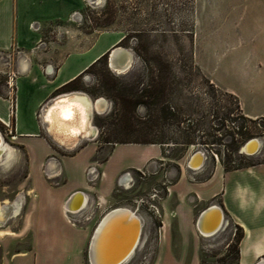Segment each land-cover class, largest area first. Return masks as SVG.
Wrapping results in <instances>:
<instances>
[{"label": "rangeland", "instance_id": "1", "mask_svg": "<svg viewBox=\"0 0 264 264\" xmlns=\"http://www.w3.org/2000/svg\"><path fill=\"white\" fill-rule=\"evenodd\" d=\"M38 31L33 49H0V97L9 100V117L0 120V141L8 147L0 156V203L14 207L0 222V230L12 232L0 236V264H90L92 234L112 208L130 209L142 224L139 242L122 264H236L240 230L224 219L222 228L202 236L196 219L208 203H198L189 183L206 180L216 165L264 163V120L246 114L264 116V0H81L67 19L43 23ZM117 45L132 53L126 71L101 61L81 72L74 89H55L31 117L27 99L38 91L19 73L28 68L20 69L21 59L43 71L48 58L67 57L63 76ZM104 78L115 82L119 95L102 92ZM160 86L159 99L149 104L147 94ZM68 93L86 102L90 134L63 142L42 114ZM15 99L21 123L32 126L33 119L51 146L31 172L15 137ZM109 132L114 141L103 142ZM144 133L168 143L115 142ZM250 138L260 147L248 155L242 146ZM32 145L42 146L36 140ZM193 152L204 157L197 170L187 162ZM124 174L128 186L120 182ZM70 189L88 197L75 213L63 208Z\"/></svg>", "mask_w": 264, "mask_h": 264}, {"label": "crops", "instance_id": "2", "mask_svg": "<svg viewBox=\"0 0 264 264\" xmlns=\"http://www.w3.org/2000/svg\"><path fill=\"white\" fill-rule=\"evenodd\" d=\"M80 4L81 0H0V49L12 47L24 51L33 49L40 41L41 31L38 30L43 23L67 19L73 11L79 8ZM35 23L39 28L33 29ZM103 52H98L63 76L62 65L67 57L61 61H57L56 58H48L44 61L43 71L35 69L25 58L28 61V68L19 73L28 79V85L32 89L38 91L36 98L27 99L26 106L31 117L34 109L55 89L80 74ZM17 69L19 71V63ZM8 110L9 100L0 97L1 121L5 122L8 119ZM15 113V137L22 140L29 157L31 172V166L48 154L51 146L46 138L40 135L33 119L32 126L21 123L20 108L16 99ZM246 114L250 118L260 117L264 120V116L261 114L250 112ZM34 140L41 142L43 147L33 148ZM119 145L113 148L111 154ZM148 158L150 156L144 157L141 163L135 166L142 165ZM235 173L243 175L244 179L232 181L230 175ZM214 178H216L215 185H213L214 182L211 183ZM189 188L198 203L219 206L224 219H227L229 224L234 227L242 229V237L238 244L237 264H264V163L260 162L227 172L221 165H216L209 178L202 182H190ZM73 192L75 191L70 189L67 196L69 197ZM99 197L104 198L105 196L99 194ZM54 257L61 258L62 256L55 255Z\"/></svg>", "mask_w": 264, "mask_h": 264}, {"label": "bare ground", "instance_id": "3", "mask_svg": "<svg viewBox=\"0 0 264 264\" xmlns=\"http://www.w3.org/2000/svg\"><path fill=\"white\" fill-rule=\"evenodd\" d=\"M117 50L122 52L125 48L119 46ZM129 57V60L131 61L132 55ZM27 66V61L21 59L20 69L24 70ZM112 68L114 69L115 67ZM78 94L68 93L58 96L45 108V111L42 114V120L46 123V126L48 127L47 129L56 132L57 136L60 137V141L64 142L73 140L82 134V136H87L88 133L90 134L88 129L89 121L87 105L84 100L78 97ZM1 142L2 141H0V156L3 154L4 150L6 151L8 148ZM149 146L153 145L149 144ZM259 147L260 141L257 138H250L243 144L242 152L248 155L253 154L259 149ZM10 155H12V151H9L8 156ZM191 159H193L192 162ZM203 159L204 157L201 152L197 155L196 152H193L187 159L189 168L191 170L199 169L203 163ZM7 163L8 161L5 164ZM128 180V175L124 174L121 177L120 182L125 186H128ZM74 193L76 194L74 196L70 195L71 197L69 196L63 206L67 213L80 211L87 203L88 197L83 191H75ZM3 203L4 204L0 203V222L6 220L14 211V207L7 206V202ZM213 205L214 206L211 207H214V210L209 213L205 224L203 223V217H199L198 219L199 223L197 226L202 236L207 237L212 235L225 224L224 217L221 213L222 210L220 211L219 206L215 204ZM109 215H113L112 218L114 220L112 223H110L111 220L108 218ZM132 219H134V224L132 223L133 225H130ZM141 227L142 224L140 218L130 209L115 208L114 210L112 209V211L107 212L106 216L100 221L93 233L89 254L90 264H122L127 261L139 242ZM131 229L134 232L132 239L122 241L123 236L127 235ZM5 234H12V232L0 230V236H4ZM128 237L129 236L126 238L128 239Z\"/></svg>", "mask_w": 264, "mask_h": 264}, {"label": "trees", "instance_id": "4", "mask_svg": "<svg viewBox=\"0 0 264 264\" xmlns=\"http://www.w3.org/2000/svg\"><path fill=\"white\" fill-rule=\"evenodd\" d=\"M106 54L107 53H104L101 56H99L98 58H96L89 66H87V68L85 70H89V69L94 68L96 66V64H98L101 61H106L107 60ZM80 74H78L74 78L70 79L69 81L65 82L64 84H62L61 86H59L56 90L67 91V90L74 89V83H76L77 81H79ZM160 85H162V83H160ZM162 90H163V86H160L155 91L152 90V91H150L147 94V96H149L150 98H152L149 104H155L156 103V100H158L159 97H160V93L163 92ZM102 92L104 94H107V95H110V96H112V95L113 96L114 95L115 96L116 95H119L118 92H117V90H116V87H115V82H113V81H111L109 79H106V78L103 79ZM121 114H123V117L124 116H127L124 111ZM167 114H168V112H166V110L164 108H162L161 109V112H160V116L161 117H166ZM125 118L128 121L131 120L130 119V116L125 117ZM261 119L263 120V118H261ZM145 123H146V121H145ZM129 126H133V124L130 123ZM146 126L148 128L150 127L147 124H145V127ZM114 139H115L114 132L113 133L112 132H109V133H107L102 138V141L103 142H106V143H112L114 141ZM118 140L119 141H115V142H120V143H137V144H155V145H159V146H163V145H165V143H168V142L163 141V139H161V138H155L153 136H148V135H146V133H144V135H142V137H136V138H133V139H128V138H125V137L124 138L123 137H120V138H118ZM188 144H192V142H189ZM249 165H254V164H249ZM249 165L235 166V167H232V168H229L226 165H223V169H224V171L227 172V171L234 170V169H240V168H243V167H246V166H249ZM211 175H212V173L207 178H209ZM237 229H239L240 232L238 234H236L237 236H235V238H234V244H235L234 251H235L236 264H237V259H238V244H239V242L241 240V237H242V229L240 227H237Z\"/></svg>", "mask_w": 264, "mask_h": 264}, {"label": "water", "instance_id": "5", "mask_svg": "<svg viewBox=\"0 0 264 264\" xmlns=\"http://www.w3.org/2000/svg\"><path fill=\"white\" fill-rule=\"evenodd\" d=\"M119 47V45H117V46H114L112 49H110L109 51H108V53H107V60H108V66L109 67H115L114 68V70L115 71H118V72H124V71H126L130 66H131V61L129 60V56H131L132 55V53L128 50H124V51H119V50H117V48ZM51 100V99H50ZM50 100H48V102L50 101ZM55 136H57V133L56 132H52ZM199 152H196V155L198 154ZM202 163V162H201ZM77 192V191H76ZM76 193H72L71 194V196H74ZM70 196V197H71ZM211 206H214L213 204H211V205H209V206H207L205 209H203L201 212H200V214L198 215V217H197V219H196V227H198L197 226V224L199 223V221H198V219H199V217H203V223L205 224V222H207V219H208V215H209V213L210 212H212V210H214L213 208L214 207H211ZM113 210L115 209V208H112ZM112 209H110V210H108V212H110V211H112ZM220 211H221V209H220ZM221 213H222V211H221ZM108 214H114V213H108ZM222 215H223V213H222ZM106 216V213L102 216V218L100 219V221L104 218ZM112 216L113 215H109V219L111 220V222L110 223H112V221L114 220L113 218H112ZM224 217V216H223ZM100 221L98 222V224H97V226L99 225V223H100ZM124 221V220H123ZM129 221V220H128ZM127 221V222H128ZM119 222V221H118ZM125 222V221H124ZM134 224V219H132L131 221H130V225L131 224ZM119 224V223H118ZM132 224V225H133ZM200 225H201V223H200ZM97 226H96V228H97ZM96 228H95V230H96ZM95 230H94V232H95ZM93 232V233H94ZM127 236H129L128 237V239L126 238ZM134 236V232H133V230L131 229L128 233H127V235H124L123 236V238H122V241L124 240H129V239H132V237ZM92 237H93V234H92ZM92 237H91V240H92ZM91 240H90V244H91ZM126 244V243H125ZM89 254H90V245H89V252H88V257H89ZM114 261V260H113ZM89 262H90V259H89Z\"/></svg>", "mask_w": 264, "mask_h": 264}]
</instances>
